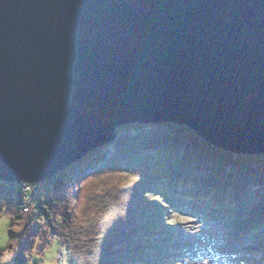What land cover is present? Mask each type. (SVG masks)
<instances>
[{
  "label": "water",
  "instance_id": "obj_1",
  "mask_svg": "<svg viewBox=\"0 0 264 264\" xmlns=\"http://www.w3.org/2000/svg\"><path fill=\"white\" fill-rule=\"evenodd\" d=\"M165 121L264 154V0H0L1 179Z\"/></svg>",
  "mask_w": 264,
  "mask_h": 264
},
{
  "label": "trees",
  "instance_id": "obj_2",
  "mask_svg": "<svg viewBox=\"0 0 264 264\" xmlns=\"http://www.w3.org/2000/svg\"><path fill=\"white\" fill-rule=\"evenodd\" d=\"M35 189L26 211L19 183L0 178V213L17 228L0 250L3 264H26L33 241L53 236L62 240L64 264L157 263L173 210L224 220L234 243L253 240L240 263L264 264L253 250L264 252V154L225 151L186 125H121Z\"/></svg>",
  "mask_w": 264,
  "mask_h": 264
},
{
  "label": "rangeland",
  "instance_id": "obj_3",
  "mask_svg": "<svg viewBox=\"0 0 264 264\" xmlns=\"http://www.w3.org/2000/svg\"><path fill=\"white\" fill-rule=\"evenodd\" d=\"M18 183L23 191L25 206H28L32 202L31 193L33 189L36 191L35 185L37 183L27 184L28 181ZM25 206L24 210L27 211L28 207ZM11 223L10 215L5 212L0 213V244L4 245L0 250H7L11 244L10 231L17 229L12 227ZM164 225H166L167 230L162 235L166 236V241L172 245L174 253H177L164 264H239L245 249L242 246L245 243L247 245L253 243V240H248L249 238L246 239L247 242L245 239H240L234 243L236 238L234 231L229 228L226 229L225 221L221 219L215 221L202 220L197 216L173 210ZM158 235L162 236L161 233ZM220 238L221 240H219ZM159 244L161 245V243ZM248 249L252 250L253 248ZM259 249L261 250V248ZM253 250L256 251L255 254L259 257V262H263L264 252L256 248ZM225 251L228 257H220L221 253ZM168 257L169 254L167 253L165 258L168 259ZM26 264H64L61 238L53 236L46 243L39 239L34 240L33 250L29 253Z\"/></svg>",
  "mask_w": 264,
  "mask_h": 264
},
{
  "label": "bare ground",
  "instance_id": "obj_4",
  "mask_svg": "<svg viewBox=\"0 0 264 264\" xmlns=\"http://www.w3.org/2000/svg\"><path fill=\"white\" fill-rule=\"evenodd\" d=\"M170 216V215H169ZM168 216V217H169ZM168 217H167V219H168ZM198 218H200V217H198ZM201 219V218H200ZM167 240V238H166V236L164 237V238H161V250L159 251L161 254H160V257H158V261H156L157 262V264H164L165 262H168L167 260H171V258H172V256H174V255H177V253H174L175 251L173 250V248H172V245H170V244H168V242L166 241ZM219 240H221V238L219 239ZM246 241V240H245ZM169 250V251H168ZM185 250V249H184ZM167 253L169 254V257H168V259H166L165 257H166V255H167ZM222 255L220 256V257H228V255L227 254H225L224 252L223 253H221ZM148 259H150V258H148ZM239 264H242V263H239Z\"/></svg>",
  "mask_w": 264,
  "mask_h": 264
},
{
  "label": "snow or ice",
  "instance_id": "obj_5",
  "mask_svg": "<svg viewBox=\"0 0 264 264\" xmlns=\"http://www.w3.org/2000/svg\"><path fill=\"white\" fill-rule=\"evenodd\" d=\"M3 247H4V245L3 244H0V248H3ZM0 264H3V262L0 261Z\"/></svg>",
  "mask_w": 264,
  "mask_h": 264
},
{
  "label": "built area",
  "instance_id": "obj_6",
  "mask_svg": "<svg viewBox=\"0 0 264 264\" xmlns=\"http://www.w3.org/2000/svg\"><path fill=\"white\" fill-rule=\"evenodd\" d=\"M29 183H30V182H28L27 184H29ZM30 184H32V183H30ZM26 191H27V190H26ZM33 192H34V190L32 191V193H33ZM32 193H31V194H32ZM27 194H28V192H27ZM26 208H27V206H26Z\"/></svg>",
  "mask_w": 264,
  "mask_h": 264
}]
</instances>
